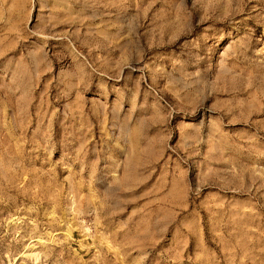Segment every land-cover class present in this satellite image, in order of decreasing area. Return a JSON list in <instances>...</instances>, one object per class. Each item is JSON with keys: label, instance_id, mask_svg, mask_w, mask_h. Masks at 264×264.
<instances>
[{"label": "rangeland", "instance_id": "374dc122", "mask_svg": "<svg viewBox=\"0 0 264 264\" xmlns=\"http://www.w3.org/2000/svg\"><path fill=\"white\" fill-rule=\"evenodd\" d=\"M0 264H264V0H0Z\"/></svg>", "mask_w": 264, "mask_h": 264}]
</instances>
